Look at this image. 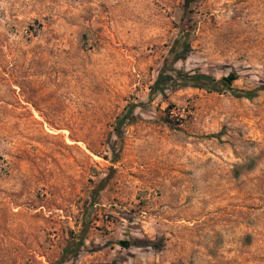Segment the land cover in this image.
I'll return each instance as SVG.
<instances>
[{
	"label": "rangeland",
	"instance_id": "obj_1",
	"mask_svg": "<svg viewBox=\"0 0 264 264\" xmlns=\"http://www.w3.org/2000/svg\"><path fill=\"white\" fill-rule=\"evenodd\" d=\"M179 42L256 96L151 97ZM59 263L264 264V0H0V264Z\"/></svg>",
	"mask_w": 264,
	"mask_h": 264
},
{
	"label": "trees",
	"instance_id": "obj_2",
	"mask_svg": "<svg viewBox=\"0 0 264 264\" xmlns=\"http://www.w3.org/2000/svg\"><path fill=\"white\" fill-rule=\"evenodd\" d=\"M192 1V0H189ZM189 45L188 43H178L175 47H172L167 57L165 58V67L161 70L159 73L155 86L152 88L153 93L151 94V97L155 95L156 93H162L164 91H176L183 88H196V89H205V90H212L220 92L219 86L223 87V90L228 92L231 96L235 98H247L252 99L256 96L257 90L253 91H241L238 89H235L233 87L234 81L237 80V75L234 72L229 73L226 77L222 78L220 81H214L210 77L203 75V74H189L185 73L183 71H179L175 69V65L178 62H185L187 60L188 52H189ZM135 108V105L128 107V115L124 114L121 118H117L114 123V132L115 135L121 139L122 138V130H123V124L124 121L129 118V116L132 114L133 110ZM111 153H112V159L111 161L113 163H117L119 161V150L117 147L112 146L111 147ZM103 186L100 185L95 189L92 193L94 200L92 201V205L97 203V197L98 193L103 189ZM88 230L87 223H82V229L81 232L76 236L77 241H74L71 243L67 249L65 250V258L69 259L71 257L76 256L80 253V249L84 244V239L86 236ZM75 239V238H74ZM142 240L135 239L133 241L129 240H120L117 242L119 246L122 248H129L130 246H143ZM147 245L152 248H154V244L150 241H146ZM64 258V254H63ZM64 258V259H65ZM60 264V263H59Z\"/></svg>",
	"mask_w": 264,
	"mask_h": 264
}]
</instances>
